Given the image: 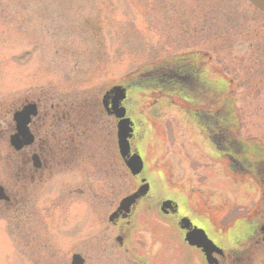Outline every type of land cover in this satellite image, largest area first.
I'll list each match as a JSON object with an SVG mask.
<instances>
[{
	"label": "rangeland",
	"instance_id": "374dc122",
	"mask_svg": "<svg viewBox=\"0 0 264 264\" xmlns=\"http://www.w3.org/2000/svg\"><path fill=\"white\" fill-rule=\"evenodd\" d=\"M211 1L0 0V124L4 134L0 138V183L5 182L12 151L8 141L12 115L25 102L44 94L69 102L77 98L88 104L91 114L83 106L73 123H116L109 117L114 112L110 110L106 117L102 108L108 88L137 78L142 69L188 55H198L212 85L227 90L238 126L235 137L258 146L261 142L264 147V13L239 0L235 17L193 13L194 8H210ZM131 97V113L138 123H147L143 155L152 181V201L157 202V209L134 221L133 248L149 254L151 264H205L201 252L184 240L177 220L162 217L159 201L171 198L178 205V216H189L220 241L223 235H233L240 219H255L254 213L264 212L259 185L250 176L230 172L227 159L215 161L208 156L188 124V105L183 101L160 91L135 92ZM99 138V133L92 138L94 151ZM66 174L71 181L61 176L57 185L44 184V194L35 202L34 213L45 223L38 230L44 235L40 236L35 224L29 230L36 238L34 247L58 248L62 262L71 244L58 245L57 230L47 223L53 219L64 222L78 214L86 219L88 214L94 219V229L98 222V226L107 225L113 207L134 189V181L125 174L123 191L107 207L99 197L105 195L104 185L115 181L107 182L94 172L91 203L64 204L69 198L67 187L75 183L73 177L78 182L85 175L80 171ZM80 207L87 214L77 211ZM6 230L7 221L1 214L0 247L5 246L1 232ZM105 236L111 240L112 231L92 230L89 241ZM75 237L77 242L81 236ZM113 262L118 260L111 256L108 263ZM227 264H264V247L255 248L243 262Z\"/></svg>",
	"mask_w": 264,
	"mask_h": 264
},
{
	"label": "flooded vegetation",
	"instance_id": "af4514ba",
	"mask_svg": "<svg viewBox=\"0 0 264 264\" xmlns=\"http://www.w3.org/2000/svg\"><path fill=\"white\" fill-rule=\"evenodd\" d=\"M234 1L212 0L210 8H194L193 13L235 16ZM199 31L201 30H195ZM207 74L200 57L188 55L156 65L155 70L148 73L138 86L129 81L121 84L126 88V97L122 105L126 108V116L133 122L129 138L131 153H138L143 160V169L137 175H133L126 167L125 159L119 150L118 120L114 116L109 117L116 123H73L81 112L74 109L81 106L77 98L69 102L61 97L48 98L45 94L37 97L36 118L27 124L26 137L22 138L27 143L20 151L11 149L5 168L6 179L4 183H0L7 196L5 200H0V215L3 214L7 221L5 234L1 232V241L5 246L0 247V264L17 263L21 259L33 261L31 264H151L149 254H143L133 248L132 232L136 230L134 221L139 220L142 214H149L153 209H157V202L152 201V181L147 174L143 155V147L149 135L145 128L147 123L143 121L138 123V117L131 113L133 106L131 94L135 92L140 94L160 91L163 95L175 96L187 104L188 124L194 130L203 150L212 160L227 159L230 172L254 179L264 199V147L260 145L261 142L258 146L257 142L240 141L235 137L238 126L234 123L233 105L231 99L227 97V90L213 86ZM103 111L107 117V111L104 108ZM85 113L91 114L88 106ZM1 124L0 138L4 135ZM8 129L10 137L15 132L14 123L9 125ZM96 133H99L100 140H95L99 141V145L94 151L93 140ZM70 171L74 173L80 171L85 175L83 174L78 182L76 177H73L72 182L75 183L71 188L67 187L66 195L69 198L64 200V204L80 200L91 203L93 185L90 179L94 172L104 176L107 182L115 181L106 183L103 188L105 195L102 193L99 197V201L107 207L111 204L113 206L118 200L119 193L123 191L125 174L134 181L131 193L141 186H146L148 190L128 209L118 210L122 197L108 215L107 225L98 226V222L95 223V229L94 219L88 216L85 207H80L77 211L85 210L86 219L78 214L68 217L64 222L50 220L47 223L50 229L57 230L54 231L56 243L62 246L71 244L72 247L62 262L58 248L49 250L45 249L48 246L34 247L33 242L36 238H32L29 230L31 225L35 224L40 236L44 235L39 230L43 229L45 223L42 222L41 216L37 217L34 213L37 212L35 202L44 194L42 191L44 184L57 185L56 182L61 176H65L64 181H71V177H66V172ZM167 199L159 201V212L163 218L169 221L174 218L178 222L183 217L178 216V209L174 212H163L161 209V204ZM114 212L115 215L110 219ZM253 216L256 218L252 219L250 216L240 219L233 235L232 233L223 235L220 241L206 231L209 238L222 249V253L212 255L217 264L243 262L255 248L264 247V212L254 213ZM108 229L112 231L111 240L105 236L89 241L92 240L90 237L92 230ZM80 233L89 237H82ZM71 234L81 237H78L76 242L75 236H69ZM34 236L39 237L37 234ZM111 241L113 242L110 243ZM15 243L17 247H12ZM198 250L207 264L202 250ZM110 251L114 254H110ZM111 256L118 262L108 263Z\"/></svg>",
	"mask_w": 264,
	"mask_h": 264
},
{
	"label": "water",
	"instance_id": "95a60500",
	"mask_svg": "<svg viewBox=\"0 0 264 264\" xmlns=\"http://www.w3.org/2000/svg\"><path fill=\"white\" fill-rule=\"evenodd\" d=\"M254 6L264 11V0H249ZM111 95H113L111 97ZM125 98V89L120 86L113 87L111 90L107 91L103 97V103L105 106L111 102L112 111L114 114L120 118L119 121V138H120V146L121 152L126 159L127 166L131 169L133 174H137L140 172L142 168V160L139 155H130V146L128 142V133H129V123L130 120L125 118L126 110L124 107H121L120 104L122 100ZM111 99V100H110ZM110 101V102H109ZM35 105L29 104L24 106L21 110L14 113V120L17 126V133L11 136V144L16 148L20 149L27 142L23 141V136L27 134V123L30 121V116L35 114ZM26 137V136H25ZM141 191V189H140ZM143 193V192H142ZM137 194H133L126 199H124L121 207L122 209H126L134 200ZM140 196V195H139ZM138 197V196H137ZM136 197V198H137ZM3 188L0 187V199H6ZM167 205V204H165ZM172 202L170 201V206ZM182 228L186 229L185 240L193 246L202 248L206 255L211 257L214 251H218L217 246L208 238L205 231L203 229L192 226L190 220L185 218L181 221ZM210 263H213L209 259Z\"/></svg>",
	"mask_w": 264,
	"mask_h": 264
},
{
	"label": "trees",
	"instance_id": "16d2710c",
	"mask_svg": "<svg viewBox=\"0 0 264 264\" xmlns=\"http://www.w3.org/2000/svg\"><path fill=\"white\" fill-rule=\"evenodd\" d=\"M235 1H236V2H235ZM235 1H234V4H235V9H236V3H237V0H235ZM94 101H95V100H92L91 103H94ZM96 102L98 103V100H97ZM81 104H82L83 106H85L86 103H85V101H84V102L82 101ZM78 109H79V108H78Z\"/></svg>",
	"mask_w": 264,
	"mask_h": 264
}]
</instances>
